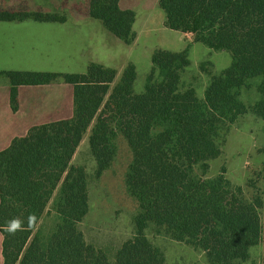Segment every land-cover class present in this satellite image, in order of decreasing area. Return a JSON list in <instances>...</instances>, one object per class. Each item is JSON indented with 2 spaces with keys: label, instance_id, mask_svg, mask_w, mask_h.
Returning <instances> with one entry per match:
<instances>
[{
  "label": "trees",
  "instance_id": "16d2710c",
  "mask_svg": "<svg viewBox=\"0 0 264 264\" xmlns=\"http://www.w3.org/2000/svg\"><path fill=\"white\" fill-rule=\"evenodd\" d=\"M167 26L232 55L231 65L210 72L200 97L182 75L189 48L156 49L145 88L134 93L137 76L129 63L111 90L115 70L91 63L86 73L1 71L18 109V85L59 80L74 86L70 118L32 126L0 150V231L4 264H112L86 242L79 223L88 212L86 171L72 164L89 126L95 153L108 149L106 129L114 123L133 159L127 190L139 205L136 231L121 246L114 264H168L147 234L167 233L203 251L209 264H242L252 246L264 244V191L249 201L244 188L224 174L205 176L221 154L229 125L248 112L264 117V0H160ZM91 16L130 43L135 12L119 0H90ZM62 20L56 13L0 10V19ZM201 69L204 64L201 63ZM258 86L257 104L240 99L244 86ZM52 222H41L48 208ZM41 224L39 225V223ZM17 225L13 227V225Z\"/></svg>",
  "mask_w": 264,
  "mask_h": 264
},
{
  "label": "rangeland",
  "instance_id": "374dc122",
  "mask_svg": "<svg viewBox=\"0 0 264 264\" xmlns=\"http://www.w3.org/2000/svg\"><path fill=\"white\" fill-rule=\"evenodd\" d=\"M157 0H151L156 3ZM10 3V4H9ZM37 8L36 12L45 14L57 12L62 6L85 8L89 10V0H0V9L5 7ZM79 6V8H78ZM159 8V0L157 1ZM63 8V7H62ZM161 10V8H159ZM89 12V11H88ZM163 16L164 12L161 10ZM172 33H180L169 29ZM132 43V42H131ZM129 43V44H131ZM47 48L50 46L46 45ZM202 47H205L201 44ZM59 53H66V47L58 44ZM226 51V50H225ZM210 53L201 61L195 60L182 75L187 85L192 84L200 97H204V89L209 81L210 72H214L216 65H222L224 53L209 51ZM228 52V51H227ZM91 56V42L83 38L79 43V50L74 56L77 62ZM12 59H14L12 57ZM204 64L201 69L200 65ZM11 62L9 66H14ZM82 67H78L81 69ZM152 66L141 62L134 80V93H140L145 88L146 77ZM221 72V71H220ZM217 71V73H220ZM0 77H5L0 74ZM113 87L115 85H111ZM2 91V89L0 90ZM263 94L258 86H244L240 99L246 104H257ZM96 126L93 122L85 132L72 160L75 166H81L86 171L88 183L89 207L88 212L79 227L86 242L107 254L112 264L125 241L132 238L136 231L135 217L139 205L130 195L126 186V175L133 159V152L123 134L115 129L114 123L109 121L106 129L108 149L95 153L91 147L89 136ZM220 139L221 154L209 161V169L205 176L213 177L224 174L234 185L244 188V196L255 198L264 191V117L254 112L241 115L237 121L229 125ZM52 222V211L49 207L41 222ZM39 223V225L41 224ZM148 237L165 253L168 264H209L205 253L193 246L176 241L167 233H157L153 229L147 231ZM2 232L0 231V264H4L2 251ZM241 264V263H240ZM242 264H264V244L262 242L252 246L249 257Z\"/></svg>",
  "mask_w": 264,
  "mask_h": 264
},
{
  "label": "crops",
  "instance_id": "0c3cea01",
  "mask_svg": "<svg viewBox=\"0 0 264 264\" xmlns=\"http://www.w3.org/2000/svg\"><path fill=\"white\" fill-rule=\"evenodd\" d=\"M157 1L119 0L121 8L135 12V39L131 44L115 35L100 19L91 16L90 6L89 12L79 6L81 12L76 6H62L63 8L56 9L57 12H47L60 15L62 20L37 19L33 16L0 19V72L19 70L86 73L89 65L94 62L115 70L111 83L115 85L129 63L135 65L136 73L141 62L147 66L151 63L152 66L151 58L156 49L179 52L188 47L190 65H195L194 59L199 62L209 51H215L195 40L192 33L177 29L174 30L180 33L170 32L169 29L173 28L167 26L166 15L164 13L163 16L160 4L161 10L157 7ZM0 10L32 13L37 8L24 7L23 10L22 7L7 6ZM85 37L91 42V56L87 59L84 54L83 61L77 62L74 56L79 50L80 41ZM47 44L50 45L48 48ZM58 44L66 47V53L58 52ZM218 51L224 53V61L221 66L216 65V73L232 63L230 52ZM11 62L18 65L9 66ZM1 89L0 150L6 148L15 136L26 135L34 125L73 116L74 86L66 81L18 85V109L11 105V84L7 77H0Z\"/></svg>",
  "mask_w": 264,
  "mask_h": 264
},
{
  "label": "clouds",
  "instance_id": "9594fccd",
  "mask_svg": "<svg viewBox=\"0 0 264 264\" xmlns=\"http://www.w3.org/2000/svg\"><path fill=\"white\" fill-rule=\"evenodd\" d=\"M16 226H17V225H15V224L13 225V227H16Z\"/></svg>",
  "mask_w": 264,
  "mask_h": 264
}]
</instances>
